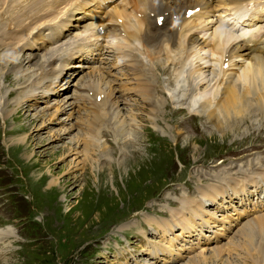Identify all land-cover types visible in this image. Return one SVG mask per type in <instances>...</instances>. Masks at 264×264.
<instances>
[{
	"label": "bare ground",
	"instance_id": "6f19581e",
	"mask_svg": "<svg viewBox=\"0 0 264 264\" xmlns=\"http://www.w3.org/2000/svg\"><path fill=\"white\" fill-rule=\"evenodd\" d=\"M70 1L72 0H0V46L6 44L10 40L16 43L18 42L21 45L33 44L35 41H39L44 45L47 42H52L53 38L61 33L60 38H72V33H66L63 30L69 23H73L76 26L78 21L84 20V16L76 17L73 13L75 9L81 8L82 4L67 11L60 21L49 23L57 16L56 13H61L62 6H65ZM101 1L103 3L106 2V0ZM228 2L245 5L244 0H133L135 5L142 4L143 6L142 14L138 16L136 13L128 14L125 10L126 5H124V2L114 3L110 7L111 11L108 16L109 18L117 14L121 16L120 26L124 29V35L123 42L117 43L116 46L111 48V51L115 50L117 47L120 48L124 43L134 46L135 41L145 49H147L148 46L154 49L157 42L161 41L166 44L164 49L175 46V42L182 45L188 43L189 47L191 46L190 43H192V45L199 44V48L207 49L211 58L214 56L216 61L214 64H217L216 58H220L222 46H226L227 49V46L231 42V38L237 36L219 22L221 18L220 13L225 11ZM185 4L188 6L200 4L201 7L187 19L181 16L184 25L177 30L171 23V14L180 13V9ZM218 6L222 7L221 12L217 13V16L212 18L214 10H217L216 7ZM145 7L151 11L165 13L163 16V23L158 25L154 21V17L145 12ZM37 19L41 21L40 23H43L42 26H39L37 30L30 34L31 40L28 38L26 42H23L22 40L27 36L30 29L38 27V24L35 23ZM189 22L194 23V28L192 32L189 31L186 33L184 30H189ZM196 22H200L201 27H196ZM91 27L92 21H84L82 24L75 27L78 31L75 32L74 35L77 36L81 32H86V30ZM240 28L242 29V27ZM116 30H119V28L111 26L106 28L104 32L110 33ZM91 31L92 29H90V32ZM178 33L182 35L183 39L176 40V38H178ZM215 34L220 35V38L217 42H215V40L211 42L210 39L215 36ZM86 38L88 39V36H86ZM205 38L208 39L205 40ZM198 40H200V42H198ZM83 45L98 47L94 42L86 43L83 41L79 44V46ZM242 45L243 44L240 43L239 46ZM193 49L196 54V48L194 47ZM229 55L231 62V54L229 53ZM76 56H78V54ZM240 56H243L244 59L247 60L240 61L238 68L233 72H238V85L234 82H228L223 85L221 93L216 98L215 102L211 106H208L207 112L215 124H217L222 117L226 123L230 124L232 122V125L236 126L238 119L243 121L245 119V114L250 112L253 107L257 108L264 106V45L258 46L253 43L245 45ZM64 58H66V62L61 61L60 70L70 62L69 56H64ZM214 64L211 63V68ZM101 81L105 82L103 78H101ZM86 85L96 89L95 85L92 83L88 82L83 84V86ZM204 103L207 105L206 101H204ZM9 109L10 108H7V113L11 111ZM12 135H17V133ZM19 141H23V139ZM170 214L171 217L169 218L153 219L155 223L158 224L162 234L168 233L175 225H179L182 228L186 227L184 219L178 213L172 210ZM257 226L259 232L263 233L264 221L258 220ZM249 231L251 235L253 231L250 229ZM2 233L3 232L0 231V234ZM256 253V257L250 255V257L254 258V263L258 261L263 262L264 257L262 255H264V246L261 242L257 243ZM199 256V264H213L208 256L203 254Z\"/></svg>",
	"mask_w": 264,
	"mask_h": 264
},
{
	"label": "rangeland",
	"instance_id": "374dc122",
	"mask_svg": "<svg viewBox=\"0 0 264 264\" xmlns=\"http://www.w3.org/2000/svg\"><path fill=\"white\" fill-rule=\"evenodd\" d=\"M40 22L38 19L35 21L36 24ZM9 110L12 109L10 108ZM238 121L240 120L238 119ZM230 125H232V122ZM52 130L55 132L58 128H53ZM35 132L34 135L32 134L33 131L28 134L27 140L31 151L29 150L23 155L28 161L38 159L44 165L43 171L50 170L59 176L48 187L49 195L47 199L67 221L64 229L67 231V239L63 240L61 238L58 242V245L64 248L65 251L72 246L75 248L80 247L84 240L91 237V231L96 229L94 226L110 217L113 210L117 209L120 204L124 202L133 206L135 205L134 203L140 201L149 191L145 190L141 199H133L130 195L131 191L134 190L136 193L143 180L150 178L153 172L165 166L164 160L157 162L155 158L150 160L147 157L149 161L143 159L130 160L124 167L118 166L112 171H108L114 159H102L95 168H87L88 170L86 169L87 171L81 177H76L75 173L63 176L64 171L72 164L73 157L70 152L60 149L58 146L66 144L69 139L68 136L63 134L64 137L59 139V132L55 134L52 131H41L39 134ZM25 138L24 135L17 136L14 141H19L20 139L24 141ZM19 151L20 146H12L8 153L11 158H16ZM183 154L188 158V154ZM63 155L65 157L60 160ZM127 168L129 169L127 170ZM92 177L97 179L98 182ZM111 177L113 178L112 183H110ZM47 223L52 222L48 220ZM156 225L158 226V224ZM80 255H84V251ZM36 256L38 264H55L46 258L44 253H39ZM52 259L54 260V257ZM108 261L107 264H109ZM74 262L78 264L77 261Z\"/></svg>",
	"mask_w": 264,
	"mask_h": 264
}]
</instances>
